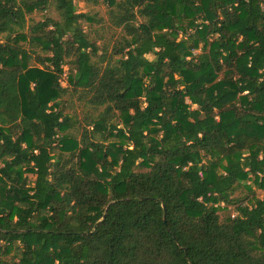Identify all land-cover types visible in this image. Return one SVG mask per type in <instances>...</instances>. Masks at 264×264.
I'll return each instance as SVG.
<instances>
[{"label": "trees", "instance_id": "16d2710c", "mask_svg": "<svg viewBox=\"0 0 264 264\" xmlns=\"http://www.w3.org/2000/svg\"><path fill=\"white\" fill-rule=\"evenodd\" d=\"M103 1L0 0V264H264V0Z\"/></svg>", "mask_w": 264, "mask_h": 264}, {"label": "rangeland", "instance_id": "374dc122", "mask_svg": "<svg viewBox=\"0 0 264 264\" xmlns=\"http://www.w3.org/2000/svg\"><path fill=\"white\" fill-rule=\"evenodd\" d=\"M75 4L77 6V12L87 13L89 14L93 20L89 21L87 19L81 20V27L86 33H90L93 36H104L106 39H109L113 30H111L110 21H109V6L103 0H75ZM47 17L54 18L56 20L60 19V14L55 9L54 6H49L45 10H35L27 14V29L30 25L35 22H39L45 20ZM113 29V28H112ZM105 41V38L99 39L98 43L102 44ZM198 52V51H196ZM148 58L152 59L154 57L153 54L147 55ZM65 74L62 78L63 86H69V65H64ZM65 113H67L71 117L72 125L67 128L61 134H68L72 137L80 139L82 131L84 128H90L88 125V121L91 119L92 114L97 115V112L91 110L90 106H85L82 102L78 101L76 97L65 96ZM118 121V118L115 119ZM122 126V123H120ZM31 180L35 179V176L32 174H28ZM251 182H249L250 184ZM252 190L255 191L258 197H263L264 190L258 188L255 184L251 185ZM238 196L244 197L248 194V190L242 188L237 191ZM236 211L234 206H225L221 204V208L219 210V214L221 217H225L227 215L235 214Z\"/></svg>", "mask_w": 264, "mask_h": 264}]
</instances>
